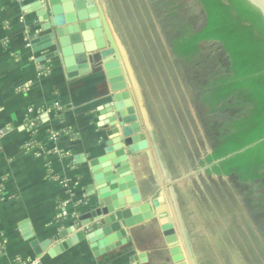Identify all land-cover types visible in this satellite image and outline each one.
Returning <instances> with one entry per match:
<instances>
[{"label":"crops","instance_id":"1","mask_svg":"<svg viewBox=\"0 0 264 264\" xmlns=\"http://www.w3.org/2000/svg\"><path fill=\"white\" fill-rule=\"evenodd\" d=\"M94 2L104 16L107 31L101 20L100 27L106 46L87 54L86 73L68 76L56 44L45 46L50 33L41 28L36 14L40 0H0V264L33 259L38 264H261L256 254L261 252V235L255 243L254 228L246 226L239 211L242 194L206 198L210 209L218 211L209 216L201 210L195 167L170 179L154 161V143L174 139L171 127L165 136L170 121L160 119V60L170 57L160 53V0ZM116 67L126 82L116 94H127L116 102L117 110L138 127L127 139L110 120L115 110L109 102L113 92L107 73ZM163 71H170L168 64ZM55 105L60 109H52ZM50 131L56 132L54 140ZM115 137L125 150L118 160L128 161L138 197H158L168 205L177 241L168 244L153 218L127 228L104 248L93 249L83 239L56 251L64 227L98 210L90 163ZM128 140L146 141L147 146L127 151ZM176 200L187 212H176ZM62 207L66 216H59ZM127 209L129 214L138 211ZM100 220L101 215H94L83 221L90 225ZM44 240L48 245L41 248Z\"/></svg>","mask_w":264,"mask_h":264},{"label":"water","instance_id":"2","mask_svg":"<svg viewBox=\"0 0 264 264\" xmlns=\"http://www.w3.org/2000/svg\"><path fill=\"white\" fill-rule=\"evenodd\" d=\"M247 1L259 10L264 19V0ZM40 2L36 8L38 9L36 14L38 20L42 22L41 28L50 33L49 38L45 41V46L50 47L56 44L68 76L86 73L88 71L87 54L106 46L100 27L101 20V25L107 31L104 16L96 7L94 0H40ZM93 35L96 37V41H93ZM107 35L110 43L113 44L112 50H116L111 36L108 33ZM107 76L113 92L109 102L112 109L115 110V116H112L110 120L118 124L119 132L127 139L134 131H138V127L136 124L130 125L117 110L116 102L122 96L126 97L127 94L123 92L121 96L116 93L125 89L126 82L118 67L109 70ZM110 106L106 107L109 109ZM129 119L133 120L134 116ZM126 142L127 151H137L147 146L146 141L132 142L128 140ZM105 144L103 153L90 163L93 167L94 184L97 186L96 193L99 195V208L96 213L91 215L77 216L70 226L64 227L59 232V236L64 240L57 245L56 251L64 250L83 239L92 243L93 249L104 248L112 244L115 239L124 236L127 228L135 224H144L153 218L158 220L168 244L177 241L176 227L171 219L168 205L160 202L158 197L144 201L138 197V189L129 172L128 161L124 158L118 160V157L125 154L120 137L109 139ZM128 207L137 208L138 211L135 214H129ZM94 215H101V220L94 221L90 225H88L89 223L84 224V219H90ZM118 222L119 225H117ZM80 224L84 225L75 230ZM114 227L116 230L112 233ZM73 230L76 231L75 235L67 238ZM48 242V240H44L40 243V247H46ZM36 243L34 242L33 245Z\"/></svg>","mask_w":264,"mask_h":264},{"label":"rangeland","instance_id":"3","mask_svg":"<svg viewBox=\"0 0 264 264\" xmlns=\"http://www.w3.org/2000/svg\"><path fill=\"white\" fill-rule=\"evenodd\" d=\"M192 12L198 19L196 26L200 25L203 21L202 11L195 5ZM167 13L164 14L161 11L160 17L169 15ZM117 15L123 18L122 12ZM180 24L183 25L172 26L165 30V33L160 27V53H166L167 57L171 53L168 61L160 60V119L164 118L165 123H167L166 120L170 121L171 126L166 127L165 136L168 135L171 127L174 129V139L167 140L164 137L154 143V161L158 163L162 172L164 170V175L170 179L179 177L184 170H192L195 167L197 170L195 174L197 175L196 191L204 203L201 210L209 216L213 217L218 211L215 208L210 209L212 206H209L210 202H207L206 198L233 197L236 194L239 196L242 194L245 199L239 203L241 206L239 209H242L239 211L244 212L246 226L254 228L255 243L258 242L257 234L261 235V252L256 254L260 263L264 264V185L239 182L234 175H205V169L200 166L203 157L211 151L217 139L228 130L229 122L240 116L244 110L242 105L234 104L233 97H229L219 105L217 110L208 113L207 107L201 100L206 92L207 84L227 71V53L219 42L211 41L204 44L200 52L188 60L175 56V54L172 55L169 48L170 40L183 31L184 27L189 26L186 22ZM167 64L173 75L170 71H163L167 68ZM150 65L151 63L148 62V74L153 72L150 70ZM183 73L189 74L190 77L184 78ZM153 74H156L155 71ZM182 76L183 79H181ZM163 120L160 121V126L163 125L161 123L164 122ZM193 123H195V129ZM178 128L179 133H176L175 130ZM188 196L192 197L193 194H188ZM175 202V206L172 207H176V212L178 210L182 214L185 213L186 210L177 206L178 200ZM222 209L224 210L223 207ZM222 209H220L221 212H223Z\"/></svg>","mask_w":264,"mask_h":264},{"label":"trees","instance_id":"4","mask_svg":"<svg viewBox=\"0 0 264 264\" xmlns=\"http://www.w3.org/2000/svg\"><path fill=\"white\" fill-rule=\"evenodd\" d=\"M197 1L205 23L198 30L184 27L171 39V49L188 60L200 52L201 41L221 42L229 57L228 71L207 84L201 100L208 113L229 97L244 107L200 166L208 174L254 182L264 178V19L247 0Z\"/></svg>","mask_w":264,"mask_h":264},{"label":"flooded vegetation","instance_id":"5","mask_svg":"<svg viewBox=\"0 0 264 264\" xmlns=\"http://www.w3.org/2000/svg\"><path fill=\"white\" fill-rule=\"evenodd\" d=\"M160 1H161L160 2V13L161 11H163L164 14L166 12H168L167 14H169V15H163L162 17H160V27L162 28L164 33H165V30H168V28L172 26L180 27L181 25H183V24H180L182 22L184 23L186 22L188 25H190L195 30L200 29V27L203 26V24L205 23V15H204L202 4L197 0H160ZM195 5H197L203 13V18H202L203 21L198 26H196V24L198 23V19L195 16V14L192 12L193 7ZM175 22H177L178 24L177 23L175 24ZM210 41H213V40H210ZM214 41H217V40H214ZM202 42L204 43L205 41H201L200 43ZM200 43H199L200 48H203ZM160 44H161V40H160ZM170 44H171V40H170ZM170 44H169L170 51L172 52V55H174L171 49L172 45ZM217 176H220V175H217Z\"/></svg>","mask_w":264,"mask_h":264},{"label":"built area","instance_id":"6","mask_svg":"<svg viewBox=\"0 0 264 264\" xmlns=\"http://www.w3.org/2000/svg\"><path fill=\"white\" fill-rule=\"evenodd\" d=\"M214 41V40H213ZM208 42H211V41H205L204 43L202 42V43H200L201 44V46L203 47V45L204 44H206V43H208ZM215 42H218V41H215ZM220 43V45H221V47L223 48V50L225 51V49H224V47H223V45H222V43L221 42H219ZM200 46V45H199ZM226 52V51H225ZM227 53V52H226ZM227 57H228V55H227ZM229 57H228V68H229ZM228 68H227V71H228ZM52 109H56V110H59L60 108H59V106L58 105H55ZM32 111V110H31ZM37 118L36 117H34L33 118V120L30 122V125L31 126H33V125H35V120H36ZM50 137L54 140L55 138H56V132L55 131H50ZM66 183V182H65ZM59 216H66V210L64 209V207H62L61 208V210H60V214H59ZM22 264H38V261L37 260H25V261H23V263Z\"/></svg>","mask_w":264,"mask_h":264}]
</instances>
